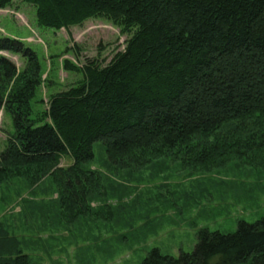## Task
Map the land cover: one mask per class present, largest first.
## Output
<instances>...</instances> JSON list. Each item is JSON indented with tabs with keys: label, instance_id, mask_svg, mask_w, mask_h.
<instances>
[{
	"label": "trees",
	"instance_id": "trees-1",
	"mask_svg": "<svg viewBox=\"0 0 264 264\" xmlns=\"http://www.w3.org/2000/svg\"><path fill=\"white\" fill-rule=\"evenodd\" d=\"M39 27L60 31L105 18L129 33L124 52L68 71L78 85L51 95L35 115L42 84L37 53L21 40L0 39V108L14 131L0 157V183L56 168L60 188L80 204L99 175L88 166L100 142L109 162L138 171L170 151L188 167L238 160L264 172V0H22ZM13 0H0V10ZM19 55L17 65L2 53ZM172 152V153H173ZM64 157L73 164L58 168ZM230 161V162H231ZM17 173V174H16ZM194 251L149 252L141 264H264V217L235 232L201 229ZM0 223V264H30Z\"/></svg>",
	"mask_w": 264,
	"mask_h": 264
},
{
	"label": "rangeland",
	"instance_id": "rangeland-1",
	"mask_svg": "<svg viewBox=\"0 0 264 264\" xmlns=\"http://www.w3.org/2000/svg\"><path fill=\"white\" fill-rule=\"evenodd\" d=\"M4 37L21 40L40 59L43 82L33 109L41 115L51 95L83 79L82 73L65 69L66 61L76 67L91 60L107 66L125 51L129 33L105 18L69 30L42 28L34 6L13 0L0 10V39ZM3 54L19 71L25 68L21 56ZM13 131L11 115L0 108V157ZM94 152L88 168L100 183L88 187L80 204L69 201L60 188L56 168L0 183V223L30 264H141L154 249L177 258L182 251H194L201 229L229 234L240 221L264 217V172L236 159L204 170L186 166L181 149L130 171L113 166L102 143L95 144ZM72 164L71 157H64L58 168Z\"/></svg>",
	"mask_w": 264,
	"mask_h": 264
},
{
	"label": "crops",
	"instance_id": "crops-1",
	"mask_svg": "<svg viewBox=\"0 0 264 264\" xmlns=\"http://www.w3.org/2000/svg\"><path fill=\"white\" fill-rule=\"evenodd\" d=\"M12 37H15V36H12ZM16 37H18V36H16Z\"/></svg>",
	"mask_w": 264,
	"mask_h": 264
}]
</instances>
